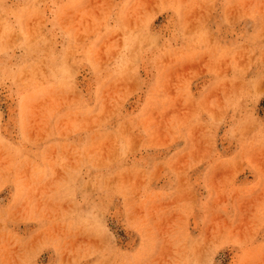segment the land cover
I'll return each instance as SVG.
<instances>
[{"label":"rangeland","instance_id":"374dc122","mask_svg":"<svg viewBox=\"0 0 264 264\" xmlns=\"http://www.w3.org/2000/svg\"><path fill=\"white\" fill-rule=\"evenodd\" d=\"M0 264H264V0H0Z\"/></svg>","mask_w":264,"mask_h":264}]
</instances>
